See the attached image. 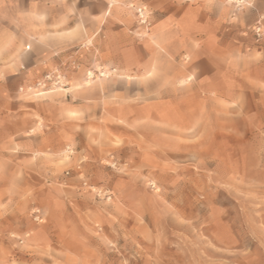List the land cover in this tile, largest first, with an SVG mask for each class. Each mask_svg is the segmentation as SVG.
<instances>
[{
  "label": "clouds",
  "instance_id": "1",
  "mask_svg": "<svg viewBox=\"0 0 264 264\" xmlns=\"http://www.w3.org/2000/svg\"><path fill=\"white\" fill-rule=\"evenodd\" d=\"M0 264H264V0H0Z\"/></svg>",
  "mask_w": 264,
  "mask_h": 264
},
{
  "label": "crops",
  "instance_id": "2",
  "mask_svg": "<svg viewBox=\"0 0 264 264\" xmlns=\"http://www.w3.org/2000/svg\"><path fill=\"white\" fill-rule=\"evenodd\" d=\"M18 87L12 78L8 79L7 90L10 95L20 96L17 91ZM40 102L38 100L29 101L22 96L12 100L2 113L4 130L9 134L19 131L22 134H31L37 137L44 136L49 131V125L45 114L39 108Z\"/></svg>",
  "mask_w": 264,
  "mask_h": 264
},
{
  "label": "rangeland",
  "instance_id": "3",
  "mask_svg": "<svg viewBox=\"0 0 264 264\" xmlns=\"http://www.w3.org/2000/svg\"><path fill=\"white\" fill-rule=\"evenodd\" d=\"M20 87L21 86H19L18 87V90H17L19 94H20ZM76 87H79V86L77 85ZM56 91L57 92H60V91H64V89H59L58 88ZM25 92L27 94L26 95H23L22 96L23 98L28 99L29 101H34V100L35 101L36 100L40 101V99H39V97H38V95H37V93H36L35 90L26 89ZM70 113H75V112H69L68 113V115H69L70 118H72V119H76L77 118V116H78L77 113H76V117H72L70 115ZM118 121H119V118L118 117H115L113 120L107 122V131L110 132L113 135V137H118L122 133L123 129H125V125L119 123ZM97 134L99 135V133H97ZM75 139L79 142L77 144V149L76 150H79L80 145H83L85 143V134L82 133V132H78L76 134ZM28 255H29L28 253H24V256L26 258L28 257Z\"/></svg>",
  "mask_w": 264,
  "mask_h": 264
},
{
  "label": "snow or ice",
  "instance_id": "4",
  "mask_svg": "<svg viewBox=\"0 0 264 264\" xmlns=\"http://www.w3.org/2000/svg\"><path fill=\"white\" fill-rule=\"evenodd\" d=\"M72 117H76V113H70Z\"/></svg>",
  "mask_w": 264,
  "mask_h": 264
}]
</instances>
